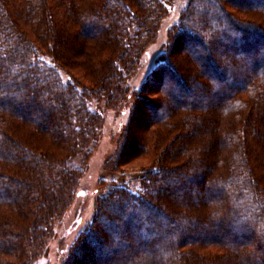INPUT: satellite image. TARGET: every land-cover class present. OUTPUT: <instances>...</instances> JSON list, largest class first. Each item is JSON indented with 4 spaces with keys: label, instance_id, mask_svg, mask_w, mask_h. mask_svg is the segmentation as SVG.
<instances>
[{
    "label": "trees",
    "instance_id": "obj_1",
    "mask_svg": "<svg viewBox=\"0 0 264 264\" xmlns=\"http://www.w3.org/2000/svg\"><path fill=\"white\" fill-rule=\"evenodd\" d=\"M170 1L0 0V264L42 256L102 125L89 100L125 99ZM174 32L125 135L151 151L139 190L99 197L63 264H264V0H189Z\"/></svg>",
    "mask_w": 264,
    "mask_h": 264
},
{
    "label": "rangeland",
    "instance_id": "obj_2",
    "mask_svg": "<svg viewBox=\"0 0 264 264\" xmlns=\"http://www.w3.org/2000/svg\"><path fill=\"white\" fill-rule=\"evenodd\" d=\"M188 3L189 0H171L166 3V14L159 22L156 33L143 48L136 65L127 76L128 79L125 82L127 95L124 100L115 107L112 105L108 107L106 101H97L95 98L89 100L90 110L100 114L102 125L86 154L76 155L70 161L69 167L78 172L75 189L67 198L62 213L53 221L52 232L49 234L42 251L43 254L36 264H63L65 262L78 236L94 219L99 197L105 195L113 185L126 183L134 192L139 190V184L136 181L143 172L141 169L149 167L151 151L144 150L143 154L129 156L138 151L134 148L133 142L126 140V131L132 127L134 133L139 132L138 125L141 121L137 120L138 125L136 121L131 126L135 106L143 105L144 107L141 109L143 108L142 113L145 116L151 110L146 107V105L148 106L147 99L155 100L156 98L139 91L148 83L151 75L161 63V56L169 48L175 36L174 28L180 22ZM186 51L185 48L182 52ZM212 55L214 54L212 53ZM44 57L45 62L54 67L51 59L47 55ZM214 57L215 55L212 56L213 59H215ZM182 70L184 69L181 67L176 71L178 74H182ZM58 73L62 81H70V75L65 71L58 68ZM166 82H168V78H165L164 83ZM185 82L187 85L191 83L188 80ZM156 115L160 116L161 113L157 111ZM117 156L124 160L134 158L119 168V171H113L112 165Z\"/></svg>",
    "mask_w": 264,
    "mask_h": 264
}]
</instances>
